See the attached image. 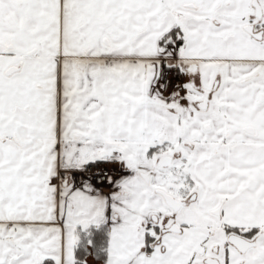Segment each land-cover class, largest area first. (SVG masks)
<instances>
[{
    "label": "snow or ice",
    "instance_id": "obj_1",
    "mask_svg": "<svg viewBox=\"0 0 264 264\" xmlns=\"http://www.w3.org/2000/svg\"><path fill=\"white\" fill-rule=\"evenodd\" d=\"M264 264V0H0V264Z\"/></svg>",
    "mask_w": 264,
    "mask_h": 264
},
{
    "label": "crops",
    "instance_id": "obj_2",
    "mask_svg": "<svg viewBox=\"0 0 264 264\" xmlns=\"http://www.w3.org/2000/svg\"><path fill=\"white\" fill-rule=\"evenodd\" d=\"M89 264H92V260H91V258H89Z\"/></svg>",
    "mask_w": 264,
    "mask_h": 264
}]
</instances>
